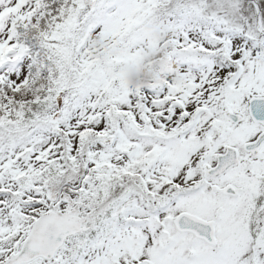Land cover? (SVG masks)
Here are the masks:
<instances>
[{"label":"snow or ice","instance_id":"6c2138e0","mask_svg":"<svg viewBox=\"0 0 264 264\" xmlns=\"http://www.w3.org/2000/svg\"><path fill=\"white\" fill-rule=\"evenodd\" d=\"M0 264H264V0H0Z\"/></svg>","mask_w":264,"mask_h":264},{"label":"rangeland","instance_id":"374dc122","mask_svg":"<svg viewBox=\"0 0 264 264\" xmlns=\"http://www.w3.org/2000/svg\"><path fill=\"white\" fill-rule=\"evenodd\" d=\"M150 56H152V57H150L149 62H146V61L144 62L143 61L144 57L142 56L140 61L135 65L137 68H134L132 71L134 74H132V73L130 74V72H129L130 70H128V68H127V71H126V69L124 70L125 79L129 85H130V81H131L132 87H135L136 85L138 86V85L148 83L149 80L154 75H156L158 72L161 71L163 64L161 65L160 61H161L163 56L165 57L163 50H158V52L154 51V53L151 54ZM140 76H141V78L144 79L143 82H137L139 80ZM130 79H132V80H130Z\"/></svg>","mask_w":264,"mask_h":264},{"label":"trees","instance_id":"16d2710c","mask_svg":"<svg viewBox=\"0 0 264 264\" xmlns=\"http://www.w3.org/2000/svg\"><path fill=\"white\" fill-rule=\"evenodd\" d=\"M156 52H158V51H156ZM149 53V54H148ZM154 53V51H147V52H145L144 53V55H143V57H144V59H143V61L145 62H149L150 61V57H152V56H150L151 54H153ZM165 57L163 56L162 57V59H161V61H160V64L162 65V64H164V61H165ZM134 68H137L136 66H134V67H132V68H128V70H130L129 72H130V74L132 73V74H134L132 71H133V69ZM126 71H127V68H126ZM147 73V72H146ZM130 80H132V79H130ZM144 81V79L143 78H141V76L139 77V80L137 81V82H143ZM130 86H132V83H131V81H130ZM137 86V85H136Z\"/></svg>","mask_w":264,"mask_h":264}]
</instances>
